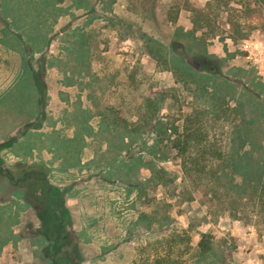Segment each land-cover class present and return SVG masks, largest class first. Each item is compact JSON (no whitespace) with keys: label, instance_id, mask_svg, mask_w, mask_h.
<instances>
[{"label":"rangeland","instance_id":"obj_1","mask_svg":"<svg viewBox=\"0 0 264 264\" xmlns=\"http://www.w3.org/2000/svg\"><path fill=\"white\" fill-rule=\"evenodd\" d=\"M148 38L170 61L179 62L174 43L194 68L209 58L213 65L199 78L210 90L215 85L222 118L251 121L254 146L245 150L255 147L254 160L264 162V5L258 0H0V171L11 175H0V264H52L47 235L56 206L51 200L47 210V195L31 178L19 182L32 170L62 191L68 235L61 257L73 260L70 249L78 244L73 264H165L169 252L183 264H264V215L251 212L246 170L228 192L235 203L231 196L210 200L212 187L189 202L181 187L147 185L140 205L135 192L127 193V179L116 175L128 166L114 165L120 146L109 118L114 108L137 121L127 112L137 111L142 94L163 87H175L179 102H163L161 116L181 118L211 105L158 71L143 49ZM225 120L212 126L220 129ZM144 137L151 145L153 135ZM140 143L129 149L138 152ZM222 144L230 151L229 139ZM169 156L158 167L179 183L182 161ZM259 166L264 176V163ZM136 175L143 181L150 172ZM237 206L247 210L237 213L241 219L231 210ZM156 207L170 215L169 228L135 224L141 211ZM172 231H184L192 247L208 232L214 251L202 261L180 256L184 245L167 241Z\"/></svg>","mask_w":264,"mask_h":264},{"label":"trees","instance_id":"obj_2","mask_svg":"<svg viewBox=\"0 0 264 264\" xmlns=\"http://www.w3.org/2000/svg\"><path fill=\"white\" fill-rule=\"evenodd\" d=\"M258 1L264 5V0ZM143 45L145 53L156 60L159 72L171 73L176 83H183V86L189 92L194 93L196 100L200 92L203 96L200 97L211 100V105L206 109L193 110L192 113L186 114L181 118H177L178 114H173L170 117L161 116L160 111L162 110L163 102L167 99L172 101L174 105L179 102L175 87L168 89L163 87L157 94L151 95L148 92L142 94L137 111L127 112L137 117V121L126 119L124 116L126 113L123 109L116 110L114 108L109 118L114 125V139L118 135L120 136L119 151L115 152L116 160L114 159V165L121 162L123 166H128V170L124 168H116L115 170L116 175H120L121 179L122 177L127 179V193L131 195L135 192V199L141 201L144 195L145 197L148 195L146 193L147 185L153 187L161 186L163 188L172 185L175 186L174 188L181 187L180 195L182 197L188 196L187 200L192 202L194 201L195 192L202 188L208 189L212 187L214 189L210 200L220 201L223 196H231L232 199L228 198L231 201L230 203H235V198L228 192H230L231 188L233 190L236 189L235 175H239L241 171L246 170L247 177L244 181H248V187L251 188H249L250 200L253 201L251 212L264 215V176L257 171L260 168L259 165L264 162L260 163L254 160L253 154L256 151L255 147H252L251 150H245V147L250 143L254 146L253 134L256 131L250 125L251 121L246 122V120H243L241 125H237L229 123L227 116L222 118L220 112L221 104L219 105L218 103L219 98L214 88L215 85L212 84V90H210V86L204 82L203 78H199L200 74H205V72L209 73V67L213 65L209 58L197 61L198 68H194L185 59V54H188L186 50L177 46L176 43L170 49L174 55L179 56V62L170 61L167 57L168 55L164 54L152 39L148 38L146 41L144 40ZM214 67L218 70L217 65H214ZM131 79L137 81L133 76ZM140 84L141 81L137 82V85ZM178 119H183L182 124L178 123ZM223 119H226L224 124L220 125V129L215 130V126H212V120L214 124V120ZM206 124L210 125V127L207 128L205 126ZM152 135V144L149 145L144 136L151 137ZM126 139L130 141L126 142ZM210 139H214V141ZM224 139H229V144H231L230 151H227L226 146H223L222 142ZM137 141H141L139 151L135 152L129 149ZM123 149H126L128 152L122 154L121 151ZM170 154L182 161L181 167L183 174L179 183L177 182L179 180L177 175L158 167V164L170 160ZM213 165L218 166V170L215 172L210 171ZM143 168L149 170L150 176L142 181L136 174H139ZM121 169H124L125 172ZM228 170H232V174ZM120 171L122 172L120 173ZM3 174L11 176L8 170H5L1 175ZM44 176L43 171H25L19 180L26 182L31 178L37 184L39 190L47 195V210L50 209L49 201L52 200L55 203L56 208L50 219V230L47 235L48 242L53 247V254L44 255L52 264H73L74 258H79L78 244L72 245L70 249L73 260L71 256H67L66 258L61 257V254L64 253V244L62 242L65 236L68 235V224L65 220L67 210L64 207L62 191L51 186ZM240 189L242 190V188ZM237 192L240 193L239 189ZM155 200L156 198L152 197L149 202H154ZM157 201V205L159 204L160 206L162 203L165 207L167 206L166 202H162L161 200ZM140 205H145V202L141 201ZM158 208H153L150 211H141L135 224L140 223L146 229H152L155 225L169 228L172 223L170 215L165 213L161 214L162 211L160 212ZM231 210L235 214V219H241L236 216L237 213L241 211H243V214L247 213V210L244 211L238 206ZM168 235L170 239L167 241L173 242L174 244L179 243L181 246L184 245L183 248L178 250L180 256L184 253H192L197 261H202L208 254L214 251L213 243L210 239L211 235L208 232L200 233L201 240L195 247L185 243V235L187 234L184 231H172ZM46 250L48 251L49 249ZM63 259H66V261ZM164 263L183 264L179 262L178 258H172L170 252L165 257ZM157 264H162V261H158Z\"/></svg>","mask_w":264,"mask_h":264},{"label":"flooded vegetation","instance_id":"obj_3","mask_svg":"<svg viewBox=\"0 0 264 264\" xmlns=\"http://www.w3.org/2000/svg\"><path fill=\"white\" fill-rule=\"evenodd\" d=\"M1 175V174H0ZM19 182H21V180H19Z\"/></svg>","mask_w":264,"mask_h":264}]
</instances>
